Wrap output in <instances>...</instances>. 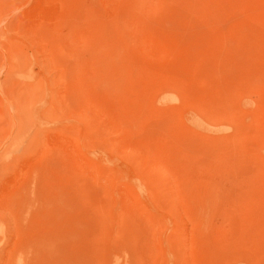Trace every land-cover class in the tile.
Listing matches in <instances>:
<instances>
[{"label":"rangeland","instance_id":"1","mask_svg":"<svg viewBox=\"0 0 264 264\" xmlns=\"http://www.w3.org/2000/svg\"><path fill=\"white\" fill-rule=\"evenodd\" d=\"M68 262L264 264V0H0V264Z\"/></svg>","mask_w":264,"mask_h":264},{"label":"bare ground","instance_id":"2","mask_svg":"<svg viewBox=\"0 0 264 264\" xmlns=\"http://www.w3.org/2000/svg\"><path fill=\"white\" fill-rule=\"evenodd\" d=\"M109 46H110V45H109ZM100 51H101V49H100ZM104 57H105V56H104ZM101 59H102V58H101ZM99 60H100V59H99ZM108 71H109V70H108ZM111 71H112V70H111ZM112 74H113V73H112ZM101 75H102V74H101ZM193 190H195V189H193ZM197 190H198V189H196V192H194V195H195V193H198V192H199V191L197 192ZM196 195H197V194H196ZM196 195H195V196H196ZM194 198H196V197H194ZM194 198H193V199H194ZM197 200H198V198H197ZM197 200H196V201H197ZM65 225H67V224H65ZM60 226H61V225H60ZM69 226H70V225H69ZM57 227H58V226H57ZM72 227H73V225L71 226V229H72ZM65 228L67 229V227L64 226L63 230H66ZM68 229H69V228H68ZM68 229H67V230H68ZM71 229H70V230H71ZM58 230H60V229H58ZM75 230H76V229H75ZM75 230H74V231H75ZM65 232H66V231H65ZM61 233H62V231H61ZM69 236H70L69 239L72 238L73 241H76V240L78 239L77 231L74 232V233L71 231V234H70ZM73 243H74V242H73ZM53 244H55V243H53ZM73 246H74V245H73ZM65 248H66V247H65ZM66 250H67V249H66ZM66 250H64V251H66ZM59 253H60V252H59ZM64 253H66V252H64ZM62 254H63V253H62ZM79 254H80V252H79ZM42 255H43V254H42ZM44 255H45V254H44ZM62 256H63V255H62ZM67 256H68V255H67ZM75 256H76V255H75ZM58 257H59V256H58ZM66 258H67V257H66ZM69 258H70V256H69ZM74 260H75V259H74ZM65 261H66V259H65ZM77 262H78V261H77ZM75 263H76V262H75ZM67 264H73V263L68 262ZM78 264H79V263H78Z\"/></svg>","mask_w":264,"mask_h":264}]
</instances>
